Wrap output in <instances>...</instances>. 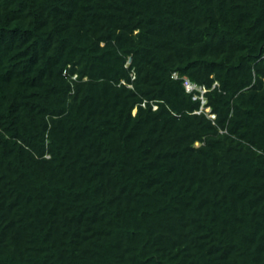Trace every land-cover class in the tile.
Wrapping results in <instances>:
<instances>
[{
  "label": "trees",
  "instance_id": "trees-1",
  "mask_svg": "<svg viewBox=\"0 0 264 264\" xmlns=\"http://www.w3.org/2000/svg\"><path fill=\"white\" fill-rule=\"evenodd\" d=\"M0 264H264V0H0Z\"/></svg>",
  "mask_w": 264,
  "mask_h": 264
},
{
  "label": "built area",
  "instance_id": "built-area-1",
  "mask_svg": "<svg viewBox=\"0 0 264 264\" xmlns=\"http://www.w3.org/2000/svg\"><path fill=\"white\" fill-rule=\"evenodd\" d=\"M185 88L187 91H191L194 87L190 85L187 81L184 82ZM203 93V92H202Z\"/></svg>",
  "mask_w": 264,
  "mask_h": 264
}]
</instances>
